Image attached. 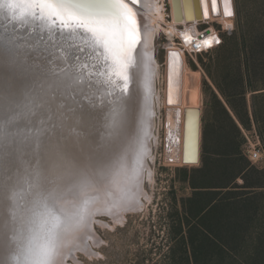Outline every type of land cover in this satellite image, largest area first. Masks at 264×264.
Listing matches in <instances>:
<instances>
[{
  "label": "clouds",
  "instance_id": "9594fccd",
  "mask_svg": "<svg viewBox=\"0 0 264 264\" xmlns=\"http://www.w3.org/2000/svg\"><path fill=\"white\" fill-rule=\"evenodd\" d=\"M54 108H38L56 127L37 137L19 167L0 121V170L15 177L0 182V264H65L98 216L120 223L140 206L149 159L143 123L127 127L119 109L90 124Z\"/></svg>",
  "mask_w": 264,
  "mask_h": 264
},
{
  "label": "snow or ice",
  "instance_id": "6c2138e0",
  "mask_svg": "<svg viewBox=\"0 0 264 264\" xmlns=\"http://www.w3.org/2000/svg\"><path fill=\"white\" fill-rule=\"evenodd\" d=\"M212 2L215 8L217 0ZM138 3L139 0L0 2V7L14 19L20 13L21 23L31 26L38 41L34 48L22 53L10 41L0 39V100L23 90L41 110L46 103L54 102L53 110L59 115L73 120L86 116L90 124L119 109L127 127L143 123L150 156L154 72L150 68L151 58L145 59L146 53L137 52L141 44L135 10ZM204 7L206 14V4ZM187 14L192 18L193 10L188 9ZM224 14L233 15L230 0H225ZM214 42L219 43L214 36L203 41L205 47ZM170 55L174 70L179 54ZM89 56L95 58L92 64L85 59ZM101 76L106 79L100 80ZM45 81L54 82V86L46 87ZM101 88L106 90L107 97L97 100L95 93ZM41 127L54 130L56 121L49 120L45 113ZM148 176L151 177L150 171Z\"/></svg>",
  "mask_w": 264,
  "mask_h": 264
},
{
  "label": "trees",
  "instance_id": "16d2710c",
  "mask_svg": "<svg viewBox=\"0 0 264 264\" xmlns=\"http://www.w3.org/2000/svg\"><path fill=\"white\" fill-rule=\"evenodd\" d=\"M256 14L217 50L230 56L237 47L239 54L217 69L222 98L212 93L201 164L190 174L188 264H264V168L245 154L243 134L255 125L264 147V12Z\"/></svg>",
  "mask_w": 264,
  "mask_h": 264
},
{
  "label": "rangeland",
  "instance_id": "374dc122",
  "mask_svg": "<svg viewBox=\"0 0 264 264\" xmlns=\"http://www.w3.org/2000/svg\"><path fill=\"white\" fill-rule=\"evenodd\" d=\"M169 4L171 11V0H169ZM234 6L235 15L233 17L214 18V21L221 22L227 27L235 26L232 32L223 33L224 38L229 40L233 38L241 24H248V21L251 23L256 17H258L257 20L260 19L256 12L258 10L260 14H263L264 0H234ZM163 10L165 12L164 6ZM168 20L171 21V19ZM209 21L201 24L200 28L207 29L214 26L213 22ZM217 26L221 28L220 24ZM177 35L161 29L155 39V53L162 71L161 79L157 85L159 84L162 90L163 99L166 87L167 50L175 46L176 42L173 39H176ZM217 50L191 56L187 51L184 52L181 49L185 56L184 102L187 106L202 108L203 124L204 117L211 109L212 93L215 92L222 98L217 87V69L220 63L227 64L237 61L239 54L237 47L230 56ZM166 112L163 105L158 126L160 137L156 148L157 156L151 165L153 180L145 182V188L151 195V200L148 201L143 197L146 206L139 211L127 213L125 222L118 224L114 229L97 226L98 234L105 240L102 245L97 247L102 255L91 259L84 253H80V260L85 264H188L187 259L188 256L191 257L192 251L188 246L189 250L186 253L187 248L183 241V237L186 239L191 237L184 212V201L193 193L190 183L191 170L201 163L186 165L184 162L176 163L165 159L167 158L164 155L166 151ZM255 127L253 125L250 130L243 129L247 140L245 145L248 142L247 135L250 137ZM239 182L242 183L241 180ZM183 221L185 222L183 223ZM237 255L242 258L241 254Z\"/></svg>",
  "mask_w": 264,
  "mask_h": 264
},
{
  "label": "bare ground",
  "instance_id": "6f19581e",
  "mask_svg": "<svg viewBox=\"0 0 264 264\" xmlns=\"http://www.w3.org/2000/svg\"><path fill=\"white\" fill-rule=\"evenodd\" d=\"M210 1V0H209ZM149 5L151 7H149ZM172 5V0H171ZM163 4L161 0H139V3L136 5L135 10L138 13V22L140 25V35L142 36V52L146 53V58L150 57V68L154 72L153 76V89H154V129L151 131L152 138L149 142L150 147V156L147 160V171L151 172V177L149 176L145 179L143 184V195L141 197L140 206L128 213H133L136 211H139L140 209L144 208L146 206V202L143 200V197H145L148 201L151 200V195L147 192L145 188V182L147 180L152 181L153 180V169L152 164L156 159V148L159 144V137H160V128L159 126V118L160 113L162 111V107L164 105L166 109V137H165V145H166V151L164 152L165 159L181 163L183 162V149H184V113L185 109L187 107H198L199 106H187L184 102V78H185V56L183 55L181 49L185 52L186 49L189 47V43H191L192 40L195 38H202L203 41L207 38H210L211 36H214L213 33H215L214 26L209 27L207 29H201V24L210 21H214L215 17H233L235 15V6H234V0H230V8L233 12V15L226 16L224 14L225 9V0H220V10L221 14L219 16L214 15L211 11L210 19H207L202 16V19H186L183 17V21H176L175 15H174V9L172 6V9L170 11L171 13V21L168 20L166 17V12L163 10ZM210 6V4H209ZM182 13H184V10H182ZM170 19V18H169ZM230 19V18H229ZM209 21V22H210ZM163 29L167 33L178 34L177 37H180L184 40L186 44V47H170V49H174L180 52L184 65L182 68V78L180 77V80H182V90H181V84L179 82L178 84V71L177 69V62L174 64V70H173V61L171 67L172 72V78H171V86L169 90L170 98L172 99V103H167L166 99V87H165V96L163 99L162 96V90L157 85V82L160 81V77L162 75L161 71V65L157 60V54L155 53V39L159 32ZM187 37H191V39H187ZM176 40L175 38L173 39ZM175 43V42H174ZM176 44V43H175ZM181 48V49H180ZM167 50V51H168ZM181 76V75H180ZM167 81V80H166ZM167 84V83H166ZM182 91V93H180ZM181 97V99H180ZM180 102V103H179ZM161 120V118H160ZM192 133V123L189 121V138L191 137ZM191 146H188V149H190ZM186 165L191 163H184ZM127 217V213L123 216V219L120 223H116L113 219H106L105 217L98 216L96 219V224L93 225L92 231L86 236L81 242L78 247H75L71 250H74L75 256L72 258V260H69L67 263L69 264H85V262L80 260V253H84L88 258H94L99 257L102 255L100 251L97 250V247L102 245L105 240L102 239V237L98 234L97 226L103 227V228H109L114 229L115 226L118 224L124 223ZM70 250V251H71ZM69 251V252H70ZM68 252V253H69ZM66 264V263H65Z\"/></svg>",
  "mask_w": 264,
  "mask_h": 264
},
{
  "label": "water",
  "instance_id": "95a60500",
  "mask_svg": "<svg viewBox=\"0 0 264 264\" xmlns=\"http://www.w3.org/2000/svg\"><path fill=\"white\" fill-rule=\"evenodd\" d=\"M0 2L6 3L7 0H0ZM179 4V7H178ZM206 4V14L205 7ZM210 4V6H209ZM172 6L174 9V15L176 21H183V17L190 19L188 16V9L193 10V17L191 19H202V16L210 19L211 11L214 15L219 16L221 14L220 0H217L214 8L212 0H172ZM184 10V13H182ZM20 13L16 14V19L12 17V14L8 13L6 9L0 7V39H6L10 41L15 49L20 52H27L29 49L34 48L38 41L34 32L31 31V26H26L21 23L19 19ZM178 16L180 19H178ZM45 42H47L45 40ZM77 43H80L77 40ZM142 44V36H141ZM137 46L138 53H144L141 50L142 45ZM176 52L179 54L177 62L178 71V84L180 82L182 90V68L184 65L183 58L179 51L170 49L167 51L165 72H166V99L169 103V90L171 86L172 70V57L171 53ZM147 59L146 57H144ZM88 64H92L94 57H86ZM83 63V61H81ZM181 75V76H180ZM100 80L106 79V77H99ZM182 93V91L180 92ZM106 98L107 92L104 88H101L98 93H95V98ZM181 99V97H180ZM180 103V102H179ZM38 106L35 104L31 97H26L23 90L17 91L14 95L0 100V121H3L6 127L7 133L13 142V156L16 161V166L19 167L22 160L25 158L28 150L34 145L37 137L43 133V135H49L44 128L41 127V117L38 114ZM188 110H193L189 113ZM189 121L192 123V133L189 138ZM202 138H203V111L198 107H187L184 113V149H183V162L191 164L201 163L202 153ZM188 146H191L188 149ZM15 177L11 174V171L5 167L0 171V182L8 185L14 181ZM96 224V223H95ZM94 224V225H95ZM74 250L67 253L65 257V263L75 256Z\"/></svg>",
  "mask_w": 264,
  "mask_h": 264
},
{
  "label": "built area",
  "instance_id": "2783aa9c",
  "mask_svg": "<svg viewBox=\"0 0 264 264\" xmlns=\"http://www.w3.org/2000/svg\"><path fill=\"white\" fill-rule=\"evenodd\" d=\"M161 2L164 4L166 17L168 19L169 18L172 19L170 9H169V6H170L169 0H161ZM212 22L215 27L213 28L215 29L214 30L215 33H213V35L219 40V43L214 42L211 47H205L203 43V39L197 37L194 40H192L191 43L188 44L189 47L188 49H186V51L189 53V55L193 56V55L208 53L212 50H217L224 44L225 38H224L223 33L232 32L235 28V26L227 27L223 23L218 22V21H212ZM217 24H220L221 28H219ZM175 42H176L175 46L177 47L185 48L187 44L180 37H176ZM250 135H251L250 137L247 135L248 142L245 145V154L247 155V157L249 158V160L251 161L253 165L264 168V147H263L260 135L256 127L253 129V132H251Z\"/></svg>",
  "mask_w": 264,
  "mask_h": 264
}]
</instances>
